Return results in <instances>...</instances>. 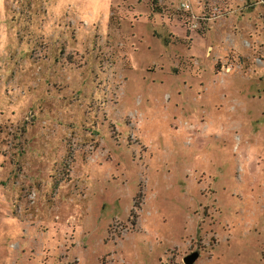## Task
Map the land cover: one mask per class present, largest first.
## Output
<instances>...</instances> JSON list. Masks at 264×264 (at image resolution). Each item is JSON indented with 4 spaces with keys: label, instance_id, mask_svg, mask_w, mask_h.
<instances>
[{
    "label": "rangeland",
    "instance_id": "374dc122",
    "mask_svg": "<svg viewBox=\"0 0 264 264\" xmlns=\"http://www.w3.org/2000/svg\"><path fill=\"white\" fill-rule=\"evenodd\" d=\"M263 60L264 0H0V264H264Z\"/></svg>",
    "mask_w": 264,
    "mask_h": 264
},
{
    "label": "water",
    "instance_id": "95a60500",
    "mask_svg": "<svg viewBox=\"0 0 264 264\" xmlns=\"http://www.w3.org/2000/svg\"><path fill=\"white\" fill-rule=\"evenodd\" d=\"M198 256L197 251H192L182 258L183 264H191Z\"/></svg>",
    "mask_w": 264,
    "mask_h": 264
},
{
    "label": "built area",
    "instance_id": "2783aa9c",
    "mask_svg": "<svg viewBox=\"0 0 264 264\" xmlns=\"http://www.w3.org/2000/svg\"><path fill=\"white\" fill-rule=\"evenodd\" d=\"M180 6H181V8H182L183 10H187V9H188V4H187V3L181 2V3H180ZM262 62H263V64H264V60H263ZM263 66H264V65H263Z\"/></svg>",
    "mask_w": 264,
    "mask_h": 264
}]
</instances>
